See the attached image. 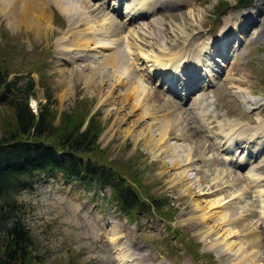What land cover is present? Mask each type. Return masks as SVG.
<instances>
[{"label": "rangeland", "instance_id": "rangeland-1", "mask_svg": "<svg viewBox=\"0 0 264 264\" xmlns=\"http://www.w3.org/2000/svg\"><path fill=\"white\" fill-rule=\"evenodd\" d=\"M236 1L113 0L114 4H106L103 0H78L85 3L83 7L88 13L79 25L76 15L67 17L57 4L50 3L47 16L52 27L45 41L43 36L36 37L24 27L12 25L10 15L4 13L8 6L0 0V72H7V80L12 81L10 91L0 90V133L7 134L13 127V116L5 102L13 94L17 96L18 86L31 78L34 87L28 105L33 113L47 104L53 113L54 126L60 124L63 115H68L83 117L82 128L92 116L99 122L100 130L95 141L97 152L88 156L123 177L145 207L151 201L162 205L158 212L123 215L106 185L97 189L90 185L85 190L80 184L66 183L58 173L39 179L31 188L15 194L22 220L32 237L31 264H120L121 253H130L131 264H235L248 256L251 264H264V244L257 248L236 245L228 252L230 259L223 248H212L210 240L201 238L200 231L187 219L185 208L190 198L180 195L178 190L192 183V190L203 189L204 194L192 196L201 206L225 197L220 204L226 203L220 209L209 212L240 206L242 211L237 208L229 215L231 223L245 224L244 228H238L243 232L236 239L255 235L264 238V196L259 197L257 188L246 179L248 170L254 167L264 178V0H252L242 6ZM116 4L119 9L115 11ZM86 5L90 6L86 8ZM158 19L164 47L172 48L170 55L177 48L185 50L196 44H210L209 50H204L207 61L198 63L199 67L192 72L194 82L183 84L175 63L166 64L164 69L152 65L151 52L156 50L153 21ZM85 22L89 24L83 25ZM90 25L93 30L85 32L88 35L81 37V41L116 39V49L119 48L121 59L132 72L124 83L115 82L118 75L112 76L109 68L101 70L100 63L105 56L112 55L111 49L101 50L90 44L91 50L86 49L85 53L96 57L85 56L83 60L68 62L66 55H73L66 54L59 43L72 33H83ZM128 44L133 48L130 54L126 52ZM71 49L75 47L72 45ZM189 51L192 52L185 55L188 59L196 55L194 49ZM89 69L96 74L91 84L86 85ZM101 74L110 79L102 82ZM227 74L234 77V83L245 90L256 106L247 104L242 98L245 93L237 92L227 83ZM133 80L140 88L148 87L150 92L162 93L165 100L173 101L174 109L167 108L168 111L182 113L183 122L176 123L179 128L174 125L168 132L165 147L149 150L159 132L156 117L151 121L145 118L144 108L140 107L129 113L130 104L135 100L140 102L144 93L136 96L138 100L131 98L126 105L123 102L125 84L132 81V85ZM110 101L120 110L116 112ZM165 108L150 110L155 115L163 111L165 114ZM234 121L251 130L261 125L263 129L250 138L248 133L244 134L228 147L225 134L229 133L227 126ZM178 134H183L184 139H179ZM247 138L249 141H245ZM167 144L177 151L176 155L163 152ZM189 148L192 156L186 164L182 157ZM175 158H180L178 163L182 164L179 172L184 171L190 181L179 184L178 171L168 169ZM237 177L242 180L235 181ZM213 191L217 193L207 194ZM216 224L212 221L207 226ZM221 227L223 233L228 225ZM220 250L224 252L220 254Z\"/></svg>", "mask_w": 264, "mask_h": 264}, {"label": "trees", "instance_id": "trees-1", "mask_svg": "<svg viewBox=\"0 0 264 264\" xmlns=\"http://www.w3.org/2000/svg\"><path fill=\"white\" fill-rule=\"evenodd\" d=\"M250 1L236 3L242 6ZM7 76V72H0V90L6 92L10 91L12 82ZM33 87V79L28 78L15 90L18 95L13 94L5 102L13 116V127L7 134L0 133V264H31L32 237L22 220L15 194L56 173L66 183L80 184L85 190L90 185L100 188L106 185L123 215L136 211L158 212L162 207L153 201L145 207L123 177L88 156L98 149L95 141L99 122L90 116L82 128L83 117L63 115L60 124L54 126L49 105H41L36 113L29 108L28 98L33 95Z\"/></svg>", "mask_w": 264, "mask_h": 264}, {"label": "bare ground", "instance_id": "bare-ground-1", "mask_svg": "<svg viewBox=\"0 0 264 264\" xmlns=\"http://www.w3.org/2000/svg\"><path fill=\"white\" fill-rule=\"evenodd\" d=\"M2 2H5V5L8 6L6 11H4V13H5V16L10 15L12 25L15 26V24H16L17 27L22 26V27H24L23 29H26V31L28 30V31L32 32L34 35H36V37L43 36L44 40H45L44 37H46V38L48 37L49 31L52 27L51 23H49V21H48V16H47L48 15L47 7L50 3L57 4L59 7V10L63 14L67 15V17L72 16V18H74L73 16L76 15L77 16V18H76L77 25H79L80 22L85 20L88 16V13L85 12V10H84L85 6L83 7V4L85 5V3L80 4L78 2V0H2ZM10 2H12V4H10ZM154 4H155V1L152 2V7ZM89 6L90 5H86V8ZM192 17L193 16H191L190 18L192 19ZM85 24L88 25L89 22L83 23V25H85ZM160 28H161V20H159V19L154 20L153 21V29L155 32L154 33L155 34L154 46L156 49L154 52L156 54H154L153 51L151 52V54H152V57H151L152 65L154 67H156V69H164L166 64L170 63L169 65L171 66L172 63H175V65H174L175 70L179 69V71L181 73L180 77L184 80L183 84H185V83L190 84V82H194L196 80V78L194 77L195 75L192 72L199 67L198 63H204L205 61H207V57H205L206 52H204V50H209L210 44L209 43L196 44V45H192L191 47H189L188 49H185V50H179L177 48L174 50L176 52H174L173 55H170V54H172V48L171 47H166V48L164 47V41L165 40H163V36L161 34L162 32L160 31ZM91 30H93L92 25H90L88 28L84 29L83 33L82 32L72 33L71 35H69L67 37V40L59 43V45L63 46V48H65L64 50L67 51L66 54L72 53V55H73V56H68L65 54L66 57H68V62L69 61L73 62L75 59L83 60V58L85 56L90 57V58L96 57V55H89V54L85 53L86 49L89 51L91 50V49H88L90 44L97 45L96 47H99L101 50L111 49L112 55L105 56L103 61L100 63V65L102 66L101 70L105 71L109 68V71L112 73V76L114 73H116V75H118V76H116L117 78L114 77V79L116 80L115 82H117V81L119 82V80H120V82L123 81V83H124L126 78L130 74H132V72H130L131 71V70H129L130 66L127 64V62L121 59V55L118 52L119 48L116 49L117 40L116 39H113V40L102 39L103 42L101 43L100 41H102V40H97V39L93 38L91 40L88 39L89 41H87V40L82 38L84 40V43H83V41H81V37H83V36L86 37L88 34L85 32H90ZM72 45L75 47V50L71 49ZM131 48H132V45L128 44L127 51H126L128 54H130L129 51L132 52L133 48L132 49ZM193 49L196 52V55H197L196 61H198V62L193 60L194 56H196V55H194L190 59H188V57L185 56L187 53L192 52L189 50H193ZM167 51L169 52L168 53L169 55L161 54V53H164ZM135 58H136V56L134 55L133 59H135ZM209 60H210V58H209ZM86 68H88V67H86ZM89 70H90L89 76L91 78L88 77V80L86 81V85L91 84L92 78H94L93 75L96 74L93 69H89ZM125 70H128L129 72L128 71L126 72ZM101 73H103V72H101ZM173 74H175V73H173ZM100 76H103V74H101ZM104 77L105 76H103L102 82L105 81L106 79L107 80L110 79L108 76H107L108 78L107 77L104 78ZM226 80H227V83H229L232 88H235L237 90V92H241V93L244 92L245 93V90H243L241 87L237 86L236 83H234V77L233 76H230L229 74H227ZM131 82H129L130 85L125 84V87H127V88L125 89V92H124L125 97H123V102L126 105V104H128L129 99H131V98L137 99L138 97H136V96L144 93V95H143L144 98L140 102H137L135 100V101H133V103L130 104V107H129L130 112L129 113L132 114V112L135 110L134 108L140 107V108H144V110L143 109L142 110L145 111L143 113V116L145 118H147L149 120L150 119L153 120L154 117H156L154 120H155V123L157 125L156 130L157 131L159 130V132L157 134V140L155 141L156 142L155 145L154 144L150 145L149 150L151 151L152 149H154L156 147H160V146L165 147L163 144L166 142V137L168 136V132L171 130V128L174 127V125L176 126L177 124L183 122L182 117H181L182 113L180 114V112H178V115H177L176 113L172 112L171 110L168 111L167 108H173L174 109V107H173L174 103H173V101L165 100L162 97V93L153 92V91L150 92V89H148V87L147 88H144V87L140 88L139 84L137 82L135 83L133 80L132 85H131ZM137 84H138V86H137ZM242 98L244 100H246L245 102L247 104L249 103L250 105L253 104L254 106H256V103L252 100V98L249 99L250 96L248 97L247 93H245ZM110 105L115 107L114 109H117L116 112L120 110L118 107L115 106L114 101H110ZM155 107H157V108H161V107L165 108L166 107L164 110H166L167 112L165 114H163L164 113V111H163V112H160V113L155 115L153 112L154 110L153 109L150 110V108H155ZM161 114H163V115H161ZM159 115H161L160 118L157 117ZM136 118H137L136 120H138V117H136ZM200 119L203 120L202 118H200ZM138 122L142 123V121H140V120ZM144 122H145V120H144ZM176 127L179 128L178 125ZM227 128H229L230 134L229 133L225 134V137L227 139L226 145H228V147H230L235 141H237V139H242L244 134L248 133V135H250L249 138L253 137L258 131L263 129V126L261 125L260 128H258V129L255 128V129L251 130L248 127L240 125L239 122L235 123V121H234V122H231L227 126ZM149 137L153 138L150 135H149ZM181 137H183L182 139H184L183 134H178V138L181 139ZM245 141H249V139L247 138ZM184 150L182 149V151L186 153V151H184ZM187 151L188 152L185 154V156L182 157L184 160V163L189 162L191 159V156H192V154L190 152L191 149L189 148V149H187ZM163 152H170L171 156H174V155H176L177 151L174 148L171 149L170 145L167 144V147L163 150ZM179 159L180 158L173 159L171 161V164L168 167V169L172 170L174 172L178 171V173L180 174L181 177H179L177 179V182L180 184L182 182H188L191 179L186 178L184 171L179 172L182 169V164L180 162L178 163ZM190 166H191V164H190ZM168 169L166 170L167 172L169 171ZM174 177H175V175H174ZM246 179L250 184H252L254 187L257 188L256 194H258L259 197H263L264 196V189H262L261 186L264 185V178L261 177V175L257 173L255 167L250 168L248 170ZM234 180L240 181L242 179L240 177L239 178L237 177ZM197 184H198V182L195 183L196 186H197ZM191 185H188L185 188H182L181 186H180V188H178V190L180 191V195H183L187 199L190 198V202H189L188 207H187L188 209L184 207L186 210L185 215L187 216V219L189 220V222L193 224L194 228H197V230L200 231L199 236L203 239L206 237L207 239L210 240L208 243H210V246H212V248L213 247L223 248L224 251L227 252L224 254H228V259H230L231 255L228 252L231 251L230 249L234 250V247L236 245H239V244L243 245L244 244V245H248L249 248L250 247L257 248L261 244H264V238H261L258 235L257 236L255 235V236L250 237V238H248V237L245 238L246 236L245 237L242 236V240H239V241H238V239H236L237 236L243 232V231L238 230V228L239 227H241V229L244 228L245 224L239 223V222L235 223L233 221L231 223L232 218L229 217V215H230L231 211H234L235 209L237 210V208L241 209V211H242V207L234 205L233 207H235V208L232 207L231 208L232 210L230 208H228V209L219 210V212H216L217 210L215 212H209L210 210H212L214 208L220 209L222 207V205L226 203V202H223L222 204H220L221 201L223 200V198H225V197H221L219 200H211L210 202H208V204L206 203V204L201 206L200 204H197L194 202V200L192 199V196L194 197L196 195L204 194L201 192V190H203V189L197 188L194 191V190H192ZM213 186H215V185H213ZM213 186H211L210 189ZM174 187H177V186H174ZM215 193H217V192L213 191V192H210L207 194H215ZM238 196L240 197L241 193H238ZM262 201L263 200H261V202ZM199 203H201V201ZM236 210H235V212H236ZM222 211H224V212H222ZM213 214H215V215H213ZM212 221H214V223H217L216 226L215 227H213V226L208 227L207 224L212 222ZM225 225H228V227L223 230V233H220L221 232L220 228H222L221 226H225ZM217 226H219V227H217ZM210 230H212V231H210ZM206 233L208 235H204ZM246 235H247V233H246ZM212 237H214V238L212 239ZM231 238L235 239V241L229 240ZM115 239H113V242L116 241ZM224 251L220 250L219 252H220V254H222ZM129 254L128 253H125V254L121 253L120 254V261H121L120 264H131L132 263V257ZM252 259H254V258H252ZM249 261H250L249 256L243 257L241 259H238L235 264H251L252 262L251 261L249 262Z\"/></svg>", "mask_w": 264, "mask_h": 264}]
</instances>
